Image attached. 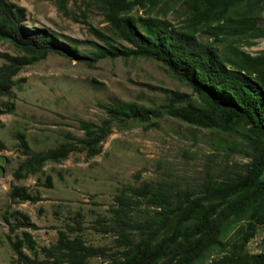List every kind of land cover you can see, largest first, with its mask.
<instances>
[{"label":"rangeland","instance_id":"rangeland-1","mask_svg":"<svg viewBox=\"0 0 264 264\" xmlns=\"http://www.w3.org/2000/svg\"><path fill=\"white\" fill-rule=\"evenodd\" d=\"M23 8L21 25L27 29H47L58 41L68 42L85 56H92L95 46L104 43L91 28L114 39V44L129 46L116 38L102 11L92 0H67L58 7L56 0H3ZM184 0H156L154 4L133 7L132 16H156L176 28L185 24ZM235 7L230 15L241 10ZM257 24L264 28V0L255 6ZM196 39L213 45L224 53L228 45L253 55L264 51V37H238L214 41L213 36L197 28ZM0 54L20 55L9 40L0 38ZM5 60L0 56V65ZM8 96H0V264H15L6 235L7 225L1 215L6 212L13 224L18 210L28 216L33 227H19L10 238L28 232L36 248L54 243L57 231H68L78 222L80 230L67 233L78 235L86 244L101 247L103 255L88 258L87 264H110L115 245L112 232H103L98 221L110 219L108 207L113 196L142 182L152 185L172 184L203 193L207 177L226 184L250 168L249 143L245 123H234L227 130L203 128L171 116L165 112L166 93L173 90L189 96L190 102L202 105L200 98L183 82L173 77L164 66L144 57H104L95 61L66 58L49 53L44 58L22 66L10 77ZM112 98L134 102L155 109L157 116L145 122H113L99 152L86 158L84 151L71 152L59 162H45L41 169L13 180L11 171L23 159L16 149V134L22 133L31 150H44L82 136L78 128L81 120L98 123L105 117L101 104ZM50 177V187L43 185ZM24 186L30 195H38L35 202L10 204L9 185ZM134 217L152 214L144 203L133 206ZM248 212L231 220L222 233V240L231 242L236 230L244 224ZM19 218V217H18ZM250 253L264 252V224L256 228L245 245ZM23 251L31 255L23 248ZM217 248L192 264H211L221 255ZM39 264H48L37 255Z\"/></svg>","mask_w":264,"mask_h":264},{"label":"trees","instance_id":"trees-1","mask_svg":"<svg viewBox=\"0 0 264 264\" xmlns=\"http://www.w3.org/2000/svg\"><path fill=\"white\" fill-rule=\"evenodd\" d=\"M66 1L56 3L63 7ZM92 1L102 11L113 35L129 46L116 45L111 36L91 28L104 45L95 46L92 56L87 57L70 43L58 41L47 29H27L21 25L23 8L0 0V38L9 40L20 52L17 56L0 54L5 60L0 65V96H8L10 77L19 68L49 53L88 61L121 56L150 58L161 63L203 103L195 105L184 93L163 90L165 112L203 128L227 130L234 123H245L249 127L246 139L250 168L226 184L207 177L200 195L176 185H152L145 181L127 188L128 192L115 194L108 207L110 223L106 218L98 220V228L112 232L115 245L120 248L114 252L110 264H192L215 248L222 253L211 264H264V252L250 253L245 249L256 228L264 224V51L251 55L228 45L222 54L194 35L200 27L214 41L264 37V28L257 24L253 13L262 0H184L186 19L182 28L156 16L129 14L133 7L154 4L156 0ZM237 6L243 8L230 15ZM101 108L105 117L98 123L79 121L81 137L44 150H31L23 134L17 133L16 149L23 159L11 171L13 180L38 172L45 162H59L71 152L84 151L86 158L92 157L99 152L113 122H145L159 113L116 98L101 104ZM43 185L50 187L49 176ZM7 196L10 204L39 200L38 195H30L24 186L14 184L9 185ZM141 202L152 209V214L135 218L133 206ZM246 211L247 218L237 228L235 239L223 241L226 225ZM5 213L1 218L7 225L6 238L15 264H39V253L48 264H87L88 258L103 255L101 247L86 244L78 235L67 234L81 229L77 221L75 228L58 230L55 242L48 247L36 248L26 231L11 239L14 229L33 224L18 210L12 212L16 217L10 224Z\"/></svg>","mask_w":264,"mask_h":264}]
</instances>
